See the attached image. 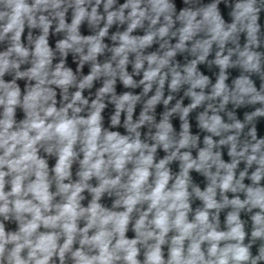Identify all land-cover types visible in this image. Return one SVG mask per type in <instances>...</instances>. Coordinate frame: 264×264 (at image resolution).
Masks as SVG:
<instances>
[{
  "label": "clouds",
  "instance_id": "9594fccd",
  "mask_svg": "<svg viewBox=\"0 0 264 264\" xmlns=\"http://www.w3.org/2000/svg\"><path fill=\"white\" fill-rule=\"evenodd\" d=\"M0 264H264V0H0Z\"/></svg>",
  "mask_w": 264,
  "mask_h": 264
}]
</instances>
